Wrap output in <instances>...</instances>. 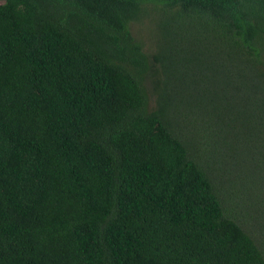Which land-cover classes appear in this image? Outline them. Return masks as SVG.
Masks as SVG:
<instances>
[{
	"label": "trees",
	"instance_id": "obj_1",
	"mask_svg": "<svg viewBox=\"0 0 264 264\" xmlns=\"http://www.w3.org/2000/svg\"><path fill=\"white\" fill-rule=\"evenodd\" d=\"M0 264H264V0H0Z\"/></svg>",
	"mask_w": 264,
	"mask_h": 264
},
{
	"label": "rangeland",
	"instance_id": "obj_2",
	"mask_svg": "<svg viewBox=\"0 0 264 264\" xmlns=\"http://www.w3.org/2000/svg\"><path fill=\"white\" fill-rule=\"evenodd\" d=\"M132 29L134 35L148 45L147 48H149V50H154L156 48V33L154 32L153 25L136 23Z\"/></svg>",
	"mask_w": 264,
	"mask_h": 264
}]
</instances>
